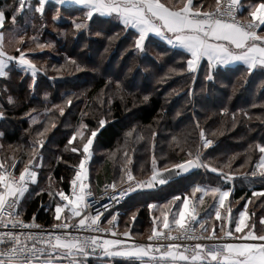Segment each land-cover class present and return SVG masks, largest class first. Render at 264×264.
<instances>
[{
    "label": "trees",
    "instance_id": "obj_1",
    "mask_svg": "<svg viewBox=\"0 0 264 264\" xmlns=\"http://www.w3.org/2000/svg\"><path fill=\"white\" fill-rule=\"evenodd\" d=\"M167 2L171 5L175 0ZM252 2L243 0L244 9ZM18 3L0 0V10L6 17L4 29L23 36L24 42L17 47L30 52L28 57L40 71L33 77L11 63L0 77V112L4 114L0 120V162L9 166L19 160V173L32 159L35 142L44 140V147L37 149L42 159L32 164L37 167L38 182L29 186L20 202L23 220L46 225L60 222L55 219V207L65 201L49 193L62 190L71 195V181L83 159L81 138L77 136L69 144L77 130L86 135L91 130L97 132L89 178V187L96 193L113 182L119 183L131 152L135 158L132 171L140 178L151 176L152 156L159 169L190 159L202 147L203 130L205 137L213 141L201 155L203 163L232 175V230L239 212L247 205L249 223L264 232L260 224L264 195H253L264 192V179L260 170H255L263 155L259 146H264V69L248 73L243 65L218 67L210 81L206 79V60L197 72L189 70V54L154 36H149L145 51L140 52L133 46L135 30H123L113 18L94 14L91 20H85V9L56 4L47 5L41 15L35 11L39 1L34 0L31 10L17 11L13 23L11 17ZM193 3L203 4L208 10L210 5L214 8L215 0ZM80 22L88 27L77 30L75 23ZM38 44L50 46L40 48ZM17 47L6 51L18 56ZM36 116L41 117L32 123L30 117ZM102 119L106 121L103 127L99 125ZM81 124L88 127L80 129ZM45 128L43 137L38 136V131ZM73 146L81 151L72 152ZM252 171H257V176H251ZM204 186L230 188L231 182L210 167H200L159 189L136 192L121 207L117 229L130 231L136 240H147L156 223L154 205L164 212L174 197L188 196L196 199L197 218L206 219L205 232L210 233L215 226L219 234L221 221L214 222L211 212L215 198L206 197L201 203L199 192L193 194L195 187ZM88 264L141 261L113 258Z\"/></svg>",
    "mask_w": 264,
    "mask_h": 264
},
{
    "label": "snow or ice",
    "instance_id": "obj_2",
    "mask_svg": "<svg viewBox=\"0 0 264 264\" xmlns=\"http://www.w3.org/2000/svg\"><path fill=\"white\" fill-rule=\"evenodd\" d=\"M60 5L65 3H74L83 6L85 9V20H91L94 14H99L108 18L117 20L123 26V30L134 29V48L140 52L145 51L146 40L150 34L166 41L174 49L181 53L190 54L187 59L189 70L195 71L201 60L206 58L208 73L206 79L214 80L213 72L217 65H228L234 62H242L246 66L248 73L258 67L264 69V0H254L245 10L241 0H215L214 8L210 5L208 10H204L203 4L197 5L193 0H175V3L169 4L167 0H56ZM46 0H39V6L35 8L41 15L44 12ZM182 5V6H178ZM30 0H19L18 7L13 11L12 21L15 23L17 11L23 12L26 9L31 10ZM246 11V15L242 13ZM240 16L241 18H238ZM5 13L0 10V28L5 23ZM84 22L75 23L77 30L87 28ZM261 29V31H258ZM98 35L100 33H97ZM12 40L16 44L24 42L23 36L13 35ZM12 42V41H10ZM44 48L45 44H38ZM18 56L12 55L5 50L4 34L0 32V76H4L5 69L10 62L18 61L23 70L31 72L36 76L40 69L25 55V51L20 47L16 48ZM75 64V60H71ZM147 99V97H145ZM9 102L12 98L9 97ZM67 103L70 105L71 100ZM61 114L64 109L60 108ZM0 112V118L3 117ZM35 122V118L30 117ZM106 123L100 120L101 127ZM55 125H53L54 127ZM86 124H81L80 129L87 128ZM38 131L37 135L43 137L44 132ZM96 130H91L90 135L77 130L69 139V144L76 139L81 138L83 159L79 164V171L75 174V179L71 181L73 188L71 195L59 190L55 194L61 201L66 203H57L55 207V219L60 223L54 224V229H61L60 233L40 232L34 233L27 231L33 227H39L34 223L25 222L21 219L19 211L21 199L29 190V183H35L37 173L32 171L30 165L35 160L42 159L37 156V149L44 147V140L39 139L33 146L32 159L19 171H15V163L5 167L0 163V227L6 229L0 231V264H84L79 257H88L93 254H99L106 257H124L129 260H140L141 264H264V232L257 230L255 223H249V213L247 205L243 211L239 212L238 220L235 221L234 232L229 228L226 230L225 223L231 225L233 221L232 208L226 209V215L221 214L220 208L225 205V200L230 195V190H221L220 188H201L195 187L194 192L209 193L214 196L218 193L219 207L215 210V219L221 221L219 231L226 238H234L242 242H225L222 244L205 245L196 243L194 245H181L179 243H129L120 238L103 239L98 235H82L84 231L100 232L108 231L101 229L99 221L101 213L97 210L95 215L90 214L92 202L88 199L92 196L89 185L84 183L87 173L85 162L90 158L93 145V138L96 136ZM2 135V134H0ZM202 146L208 147L213 143L212 140L205 137V132L200 131ZM175 139V138H174ZM72 152H79L81 148L73 146ZM260 153L264 154V146H259ZM192 156V153H188ZM175 169L187 172L190 168L210 167L205 165L199 153L192 159L172 165ZM260 177L264 179V155L260 157L259 163ZM211 171H221L216 167H211ZM168 172V175H164ZM221 175L225 180L232 179L231 174ZM251 176H257V171H252ZM172 173L167 168L159 169L155 157L152 160L151 176L147 180L137 181L135 176L127 172L126 181L129 183L126 190L118 189L117 183L113 182L110 187L112 199L123 197L127 191H133L137 188H151L156 183L165 184L169 181ZM253 195H264V192ZM180 200V196L173 198ZM200 202L203 203L202 197ZM190 197L185 196L182 200V207L178 206V211L173 215L170 226L169 213L162 212L163 228L168 231L159 230L153 227L149 241L171 240H199L200 237L194 235L197 226L207 231L206 219H198L195 208L189 207ZM107 207V205H105ZM152 207V205H149ZM67 209L68 215L62 219L61 214ZM254 215V213L252 214ZM73 218H79L73 225L70 221ZM116 217L113 216L112 220ZM135 219V217H133ZM111 223V221H109ZM260 224L264 225V216L260 218ZM173 232L176 235H173ZM113 235H116L113 231ZM124 237H131L130 231L122 234ZM217 238V229L212 227L211 237ZM183 248L181 251L180 249ZM99 250V252H97ZM144 258H148L147 261Z\"/></svg>",
    "mask_w": 264,
    "mask_h": 264
},
{
    "label": "built area",
    "instance_id": "obj_3",
    "mask_svg": "<svg viewBox=\"0 0 264 264\" xmlns=\"http://www.w3.org/2000/svg\"><path fill=\"white\" fill-rule=\"evenodd\" d=\"M238 18H241L238 16ZM137 181H140L139 179H136ZM129 183L134 184L135 181L133 182H127L122 185H117L118 189H123L126 190L129 186ZM146 188H137L133 191H127L126 194L123 197H117L116 199H112V192L113 190L110 187H106L102 192L96 193L91 187L90 191L92 192V196H90L88 199L92 202V207L89 210L91 215H95L96 211L98 210L101 213L100 216V221H99V227L101 229H108V231H100V232H92V231H84L81 234L82 235H98L103 239H115V238H122L123 235L120 232H116V220H112L111 218L113 216L117 217L118 215L121 214V207L123 204L130 198L132 195H134L136 192H141L145 191ZM107 205V207H105ZM22 219V218H21ZM25 221V220H24ZM78 220H71L70 223L75 225ZM111 221V223H109ZM29 223H34L35 225H38L39 227H33L31 229H27V231H32L34 233H40V232H56L60 233L62 230L61 229H54L53 225H46L40 222H37L35 220L32 221H25ZM60 223V222H59ZM57 224V223H56ZM6 229L0 227V231H5ZM162 231L167 232V229H164L163 227L160 229ZM113 231H115L116 235H113ZM173 235H176L175 232H173ZM195 236L200 237L199 240L196 239H191V240H179V241H171V240H159V241H147L144 244L148 243H163V244H168V243H179L181 245H194L196 243H202L205 245H212V244H222L225 242H234V238H226L223 235L222 236H217V238L212 239V238H205V237H211V235H207L206 232L202 229H200L198 226L196 228V231L194 233ZM181 251L183 248L180 249ZM93 256V255H92Z\"/></svg>",
    "mask_w": 264,
    "mask_h": 264
},
{
    "label": "rangeland",
    "instance_id": "obj_4",
    "mask_svg": "<svg viewBox=\"0 0 264 264\" xmlns=\"http://www.w3.org/2000/svg\"><path fill=\"white\" fill-rule=\"evenodd\" d=\"M263 27V26H262ZM258 31H261V29H258ZM17 45L18 44H16L14 41H12V42H10L9 43V45L7 46V50H13L15 47H17ZM28 54H30V52H28V51H26L25 52V55H26V57H28ZM29 59H30V57H28ZM16 64H18V63H16ZM37 75V74H36ZM40 117L41 116H36V117H33V118H35V122H37V121H39V119H40ZM35 122H32V123H35ZM95 139V137L93 138V140ZM210 147V145L208 146V147H201L198 151V153L200 154V156L203 154V151L204 150H207L208 148ZM92 149V148H91ZM91 149H90V151H91ZM132 153V155H130V160H129V162L127 163V167H126V169H125V172H123V175L121 174V177H120V180L118 181L119 183H117V185H122V184H125V183H122L121 182V180H122V178H123V180H125L126 181V176H127V172H131L133 175H134V173H133V171H132V169H133V166H134V163H135V158H134V154H133V152H131ZM264 155V154H263ZM195 156V155H194ZM194 156H192L190 159H192ZM153 158H154V156H152V160H153ZM156 159V158H155ZM91 160H92V151H91V156H90V158L85 162V170H86V173H87V175H88V178H90V163H91ZM201 160H202V158H201ZM203 162V161H202ZM259 163H260V159L258 160V162H257V164L255 165V170L257 169V170H260L259 169ZM210 166V169H211V167H214V166H212V165H209ZM80 170V169H79ZM78 170V171H79ZM216 173H221V171H218V172H216ZM135 176V175H134ZM135 178L136 179H139V180H147V179H149V178H140V177H137V176H135ZM229 181H232L233 182V180L232 179H229ZM90 186V185H89ZM175 188H177V186H175ZM155 190L156 188H155V186H153V187H151V188H146V190ZM212 197H214L215 198V200H216V197L213 195ZM176 206H179V200H172V202H170V203H168L167 205H166V207H164V211H167L168 213H169V221L173 218V215L178 211V209H176ZM154 211L157 213V216H156V219H155V224H154V227H157L158 229L159 228H161V227H163V223H162V220H163V216H162V208L160 207V206H156V205H154ZM248 211V210H247ZM66 216V215H65ZM63 219V218H62ZM79 218H73L72 220H78ZM116 220V219H115ZM114 220V221H115ZM215 221L214 222H217L218 220H216V219H214ZM111 221H112V218H111ZM248 222H250V221H248ZM264 226V225H263ZM172 227V226H171ZM116 232H119V230L117 229V225H116ZM172 228H174V227H172ZM230 229L232 230V228H231V225H230ZM233 232H234V234H235V236H239L240 234L239 233H235V226L233 227V230H232ZM258 231H260L261 232V229L260 230H258ZM212 232V231H211ZM211 232L210 233H206L207 235L209 234V235H211ZM220 232V231H219ZM223 235V233L222 232H220L219 234H217V236H222ZM123 238H124V236H123ZM136 240V239H135ZM139 242H142L141 244H144V243H146L147 241H148V239L147 240H138ZM236 241H238L239 242V240H234V242H236ZM113 258L114 257H106V256H103V255H99L98 257L96 256V255H90V256H88V257H79L78 259L79 260H82V261H84V264H88V262L89 261H96V260H98V261H106V260H113ZM65 264H68V262H67V259H65Z\"/></svg>",
    "mask_w": 264,
    "mask_h": 264
},
{
    "label": "crops",
    "instance_id": "obj_5",
    "mask_svg": "<svg viewBox=\"0 0 264 264\" xmlns=\"http://www.w3.org/2000/svg\"><path fill=\"white\" fill-rule=\"evenodd\" d=\"M33 1H34V0H30L31 4H32ZM38 1H39V0H38ZM242 1H243V0H241V2H242ZM49 4H56V5H59V6H72V7L83 8V6L76 5V4H74V3H65V4H63V5H60V4H58V3L56 2V0H46L45 8H46L47 5H49ZM248 6H249V4H248ZM45 8H44V9H45ZM83 9H84V8H83ZM5 21H6V19H5ZM4 28H5V23H4L3 28H0V32H3V34H4V43H5V50H6V49H7V46H8L9 43H10V41H13V40H12L13 34L7 32ZM150 36H154V37H156L155 34H150ZM156 38L162 40V39L159 38V37H156ZM162 41H164V40H162ZM164 42L166 43V41H164ZM166 44H167V43H166ZM169 46H170V45H169ZM170 47H172V46H170ZM189 55H190V54H189ZM204 60H206V58H204V59L201 60L200 64L197 66V68L195 69L194 72H197V71H198V69H199L201 63H202ZM206 61H207V60H206ZM11 63H18V61H12V62H10L9 66L11 65ZM17 65L20 66L19 64H17ZM238 65H241V66H242L243 63H242V62H234V63H232V64H228V65H217V66L215 67V69H217L218 67H222V68H226V67H236V66H238ZM9 66H8V67H9ZM243 66H245V65H243ZM8 67L5 69V73L7 72ZM20 67H22V66H20ZM245 67H246V66H245ZM258 68H259V67H258ZM258 68H257V69H258ZM255 70H256V69H255ZM253 71H254V70H253ZM0 77H2V76H0ZM0 120H1V118H0ZM0 163H2V162H0ZM14 163H15V169H10V170L15 171L16 174L18 175V172H17V166H18V164H19V160H16ZM5 167H8V166L5 165ZM30 168H31L32 171H34V172L37 173V180H36L35 183L30 182V183H29V186L36 184V183L38 182V179H39V173H38L37 170H36L37 167H36L35 165H30ZM230 182H231V187H230V188H220L221 190H230V195H229V197L225 200V205H224V207H223V208H220V211H221L222 216H223V215H226V209L230 206V200H231L232 193H233V190H234V183H233L232 181H230ZM84 183L87 184V185H89V178H88V175L86 176V179L84 180ZM201 188H214V187L204 186V187H201ZM215 188H216V187H215ZM148 190H149V189H148ZM260 193H261V192H260ZM26 194H27V192L25 193V195H26ZM25 195H24V196H25ZM209 196H213V194L209 193L208 195H204L203 192H199V199H200L201 197H202V199H205L206 197H209ZM215 197H216V202H215L214 206H213L212 209H211V212H212V214H213V216H214V219H215V210H216L217 207H219V204H218L219 194L217 193V194L215 195ZM21 200H22V199H21ZM182 200H183V199H180V200H179L180 207L183 206V205H182ZM195 201H196V199L190 197V204H189V207H190V209H191V208H195V210H196V212H197V208H196V206H195ZM65 203H66V202H65ZM65 215H68V213H67V209L65 210L64 213L61 214L62 218H63ZM171 221H172V219L170 220V226L175 227L174 225L171 224ZM225 228H226V230H228V229L230 228V225H228L227 223H225ZM119 232H120V231H119ZM120 233L123 234L124 232H120ZM120 239L127 240L129 243H133V242H135V243H139V244L142 243V242H139L138 240H135V238H133L132 236H131V237H124V238L122 237V238H120ZM236 242H238V241H236ZM239 242H242V241H239ZM114 258H119V259L122 258V259H123L124 257H114ZM124 259H128V258H124ZM144 260L147 261L148 258H144ZM182 264H183V262H182Z\"/></svg>",
    "mask_w": 264,
    "mask_h": 264
},
{
    "label": "water",
    "instance_id": "obj_6",
    "mask_svg": "<svg viewBox=\"0 0 264 264\" xmlns=\"http://www.w3.org/2000/svg\"><path fill=\"white\" fill-rule=\"evenodd\" d=\"M199 168L200 167L190 168L187 172H183L180 169H175V168L171 167L168 169V171L172 173V176L170 177L169 181L166 182L165 184L156 183L154 186L156 189H159V188L164 187V186H166V185H168L174 181H177L181 178H184L188 175H191V174L197 172ZM164 175H168V172H165ZM97 252H99V250H97ZM93 255L99 256V254H93Z\"/></svg>",
    "mask_w": 264,
    "mask_h": 264
}]
</instances>
